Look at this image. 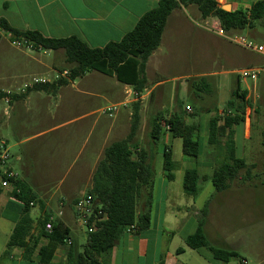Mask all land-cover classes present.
<instances>
[{"label": "rangeland", "instance_id": "rangeland-1", "mask_svg": "<svg viewBox=\"0 0 264 264\" xmlns=\"http://www.w3.org/2000/svg\"><path fill=\"white\" fill-rule=\"evenodd\" d=\"M183 12L184 14L180 15L179 18L175 17L169 21L160 48L148 60L146 70L148 87H152L157 81H160V86L146 98L145 106L141 112L140 125L135 140L144 149L149 148L147 135L150 130L151 119L157 112L169 113L175 109L177 110V102L182 103L185 114L186 104L191 105V111L188 114L194 113L197 116L190 117L186 115V121L199 123L201 127V149L208 147L206 144V114L203 111H198V105L206 103V106L211 107L215 104L217 107L215 114L221 118L224 115L225 104L231 99V92L237 85L238 76L235 71L244 67H258L264 64L262 58L257 54L222 38L217 39L198 29L195 23H200V15L194 6L186 7ZM239 34L254 44L264 43V20L256 22L252 29ZM7 41L0 36V77H12L21 74L20 71H25L21 67L15 66L17 63L16 60L13 62L12 56L7 57V53L16 51V47L11 45L8 39ZM53 65L57 69L68 67L64 61L62 51L57 54ZM205 73L211 74L201 75ZM200 76H207V83L211 90L209 94L201 93V99L196 102L189 98L187 91L189 90L192 96L193 85L198 82ZM31 78L30 76L21 80L18 88L11 87L7 91L10 93L7 95L8 99L10 100L16 93L21 92L24 82ZM79 78L82 84L80 88L89 89L88 86L93 85L94 87L90 90L94 94H98L101 90L100 81H97L98 78L106 79L107 82L112 81V76H106L96 71L87 72ZM239 87L241 91L249 89L253 92L249 95L251 96L248 99L250 106L245 109L244 123L235 127L236 156L244 159L248 165V174L245 170L240 172V176L245 180H237L229 190L215 193L210 176H208L207 180L198 181L199 193L196 196H188L182 190V172L175 170L173 171L174 179L172 181L166 180L163 170L162 147L163 144L173 145V139H167L165 142L160 140L152 146V152H155L153 160L155 183L150 214L152 220L160 213L165 199V205L168 207L169 212L173 211L174 213H177L176 209L178 207L181 209L192 207L193 210L200 213V210L206 205L208 215L210 217L212 215L213 221L219 223L220 229L212 235L214 240H210V244L221 249H234L245 260L246 264H258L261 261L264 262V72L260 73L253 83L239 80ZM57 92H61V95H64L65 98L78 97L79 104L69 108L63 107V103H61L57 109H54V113L49 111L37 117L34 114L25 113L19 104L12 116L16 127L13 129V137L9 134L10 130L1 125L5 122L4 113L9 105L3 99H0V140L3 141L2 139L8 138L10 143L7 145L9 146L17 141L16 138L14 139V135L18 138L27 137L39 130L46 129L52 124L78 117L85 111L100 112V109L109 106L107 102L99 98L77 96L64 86L60 87ZM122 114H125L123 106H119L117 112L111 116L107 113L95 112L93 117L59 131V133L70 134L71 139L67 142L68 146L65 153L54 163L49 161L52 156L47 153V149L37 154L32 152L42 149L38 146L40 141L14 147L12 145L9 153L18 154L22 152L25 159L35 158L36 161L30 170V175L35 178L34 181L39 183L36 182L33 187L38 192L57 191V196H60L61 188L74 175L79 173L81 178L84 173L82 169L89 167L98 142L103 138L104 123L117 116L124 120L125 115L122 116ZM95 117H99L101 121L91 132L85 146L75 158L76 152L88 134L90 124ZM125 130L123 135L116 136L113 134L108 144L122 140L129 132L127 127ZM219 138L223 140V138ZM187 160L192 168L197 165L196 161ZM72 162V166L67 170ZM49 163H51L49 169L53 166L55 169L44 172V168L48 167L47 164ZM85 192L86 185L84 182H80L75 189V194L81 197ZM74 219L67 222L70 228V238L73 240L76 250L81 251L86 243V229L76 223L75 217ZM2 223L0 222V255L6 251L5 244L9 235V232H7L8 227H3ZM166 236L167 240L172 238V247L182 244L179 240L180 236L175 235L172 237L169 233ZM61 249L62 256L56 257L53 264H62L65 258V248ZM163 259L160 258L162 262L165 260ZM231 261L238 263L239 259Z\"/></svg>", "mask_w": 264, "mask_h": 264}, {"label": "trees", "instance_id": "trees-1", "mask_svg": "<svg viewBox=\"0 0 264 264\" xmlns=\"http://www.w3.org/2000/svg\"><path fill=\"white\" fill-rule=\"evenodd\" d=\"M188 6L196 7L202 19L217 18L226 32L240 33L252 29L256 22L264 20V0L254 2L248 10L230 12L221 9L217 0H158L157 7L146 12L119 42H110L103 48H90L74 36L55 39L44 37L35 31L17 30L4 19H0V30L10 33L13 37L25 38L45 50L63 53L68 66V78L34 86L28 89L29 91L55 93L60 87L68 85L69 81L87 72L96 71L113 76L119 83L130 86L139 96L147 84V60L160 45L169 15L176 8ZM210 90L207 76H200L192 88L195 101L201 99V93L209 94ZM246 94V91L240 90L237 79L236 88L231 92V99L226 102L221 118L215 114V104L211 107L206 106V103L198 105L199 112L214 113L207 122L206 144L215 154V166L210 176L215 192L227 191L235 181L245 180L240 176L242 170L248 174L247 163L236 156L234 139L235 127L244 123L245 109L250 106V102L245 100ZM5 96L6 93L0 92V98ZM177 108L169 114L157 112L151 119L147 135L150 149L148 151L140 147L135 140L140 125V104L133 103L127 136L105 146L93 171L91 186L86 193L93 197L104 217L95 223L93 232H86V243L81 251L76 250L72 241L70 244L66 243V240L70 239V230L62 222L54 220L51 232H45L49 214L39 220L40 235L32 240L29 235L31 221L28 213L30 204L38 201L37 196L25 182L18 178L8 179L13 186L12 197L22 203L23 209L6 243L5 253L18 246L24 248L25 259H29L37 240L44 237L48 242L38 249V264H51L57 249L60 248H65L62 264H110L111 251L128 226L135 227V235L150 227L155 183V152H152V146L163 140L167 133L169 139H181V152L185 158L196 162L199 159L201 127L198 122L186 121V115L195 117L197 114H185L181 102H177ZM162 158L165 178L172 181L177 164L172 159L171 145L163 144ZM3 178L7 179L5 176ZM198 181L196 169L186 170L182 180L183 193L196 196L199 193ZM1 193L0 187V195ZM207 213L205 205L200 210L195 232L185 239L186 245L193 250H205L214 262L227 263L231 259H239V264H246L235 250L213 247L209 243L204 232ZM159 264H162L161 260Z\"/></svg>", "mask_w": 264, "mask_h": 264}, {"label": "crops", "instance_id": "crops-1", "mask_svg": "<svg viewBox=\"0 0 264 264\" xmlns=\"http://www.w3.org/2000/svg\"><path fill=\"white\" fill-rule=\"evenodd\" d=\"M256 1L258 0H217V3L221 9L228 6L229 10L226 12H230L241 9L248 10ZM157 4L158 0H0V19H4L12 28L17 30L35 31L44 37L55 39L74 36L90 48H103L110 42H119L126 33L134 28L138 20L144 14L156 8ZM185 8L179 7L171 12L166 21L162 37L169 21L175 17L179 18L180 15L184 14L183 11ZM199 19L200 23H195L198 29L220 39V37L202 28L201 23L204 19L201 17ZM0 36L4 37L7 41V36L1 30ZM15 50L14 53H7V57L12 56L13 62L16 60L17 63L15 66L21 67L25 71H20L22 72L21 74H16L12 77H0V92L5 93L9 91L11 87L18 88L20 86V81L30 76H46L52 80L56 71L67 70L66 68L57 69V67L53 65L57 54L61 53V51H47V53H43L17 48H15ZM157 50L151 54L148 60ZM148 60L145 67V76ZM207 74L211 73L201 75ZM111 79V82H107L106 79L102 80V78L97 79V81H100L99 84L101 85V90L98 94H94L93 91L90 90L94 87L93 85H89V89L85 87V89H81L80 86L82 84L80 78H76L70 81L68 85L64 86V88H67L77 96L99 98L107 102L109 106L120 104V106H123L125 109V114H122V116L125 115V118L122 120L117 116L109 122L104 123L103 138L98 142L96 151L93 153L90 160L89 167L82 169L84 173L81 178L79 173L74 175L68 183L61 188L60 196H57V191L50 192L47 190L38 192L37 189L33 187V185L38 182L34 181L35 178L30 175V170L33 168L34 162L36 161L35 158L25 159L22 152L10 154L11 158L9 164L11 169L17 174L19 180L25 182L31 188L38 199L35 203L30 204L28 213L31 221L29 235L32 236V240L40 235L39 220L42 219L45 214H49L54 220H58L68 227L67 222L75 217L73 209L74 202L79 198V195L75 194V189L79 186L80 182H84L87 192L88 188L91 186V177L95 166L101 159L103 149L108 145L110 137L113 134L116 136L120 134L123 135L124 131H126V127L129 130L133 103L139 102V114L141 116L146 98L160 86V81H157L149 88L148 79L146 77V88L137 96L134 95L135 92L130 86L119 83L113 76ZM187 95L190 99L195 101L193 93L191 96L189 90L187 91ZM5 98L6 96L0 99L8 103L9 107L4 113L6 117L5 122L1 123V125H4V128L10 130L9 134L11 137H13V129L16 128L12 116L15 114L16 107L19 104L21 105V109H24L25 113L34 114L35 117L42 113L46 114L49 111L54 113V109H57L61 103H63V107L69 108L79 104L78 97L65 98L64 95H61V92L58 93L57 91L55 93H47L44 91L27 90L25 93H16L14 97L10 98L9 102H7ZM186 106L190 107L191 105L186 104ZM101 110L102 109H100V112ZM95 112L100 113L99 111H85L78 117L52 124L46 129L39 130L27 137L18 138L14 135V139L16 138L17 141L12 145L14 147L16 145L19 146L34 141H40L38 146L42 147V149L32 152L37 154L47 149V153L52 156L49 161L54 163L65 153L66 147L68 146L67 142L71 139L70 134L59 133V131L93 117ZM186 114L188 113L186 112ZM205 114V124L207 125L210 114ZM100 121L99 117L93 119L90 124L89 132L77 150L75 158L80 154L91 132ZM126 136H124L123 139ZM167 139H169V136L166 133L163 141L165 142ZM2 140L6 145L10 143L8 138ZM0 142L2 141L0 140ZM172 143V159L177 164L176 170L178 172H182L184 175L186 170L196 169L199 182L207 180L208 176L212 175L215 166V154L209 146L201 149L199 161L197 160V165L195 164L196 166L192 168L187 158H185L181 152V139L175 138L172 140ZM12 145H7L8 150ZM147 150L150 151L149 148ZM23 159L25 160L23 161ZM73 162L70 163L67 170L72 166ZM50 164L51 163L47 164L48 167L46 166L44 168V172L55 169L54 166L49 169ZM165 202L166 199L164 200L160 213L151 220L150 227L147 230L141 231L137 235L130 233L123 234L111 251L110 264H159L161 257L165 259H163L164 262L161 261L162 264H239V262H232L231 260L233 259L229 260L227 263L220 261L214 262L210 259L209 254L205 250L190 249L186 245L185 239L188 235L195 232L200 213L193 210L192 207H185L183 209L178 207L176 209L177 213L173 211L169 212ZM22 209V203L12 197V189L2 188V193L0 195V222H3L1 224L3 227H8V239L15 224L21 217ZM208 214L209 213H207L205 219L204 232L210 243V240H214L212 235L220 231V229L219 223L213 221L212 215L210 217ZM68 229L70 230L69 227ZM168 233L172 235V237L175 235L180 236L179 240L182 244L172 247V238L167 240L166 234ZM27 239H29V236ZM70 240L73 242L71 238ZM47 242L48 240L46 238L40 237L29 259H25V250L22 247H13L8 250L7 253L4 251L0 255V264H38V249L46 245ZM229 250L234 249L230 248ZM61 256L62 249L60 248L57 249L53 260ZM258 264H264V262L261 261Z\"/></svg>", "mask_w": 264, "mask_h": 264}, {"label": "built area", "instance_id": "built-area-1", "mask_svg": "<svg viewBox=\"0 0 264 264\" xmlns=\"http://www.w3.org/2000/svg\"><path fill=\"white\" fill-rule=\"evenodd\" d=\"M201 26L206 31L215 34L216 36L232 44H235L245 50L257 54L262 58V61H264V43L254 44L253 42L248 41L244 36H242L239 33L226 32L221 26L219 20L215 17H208L204 19L201 23ZM2 32L7 36V39L9 40L10 44L18 49L43 52V53H47L48 51L39 46H35L32 42L28 41L25 38L13 37L8 32L5 31ZM262 72H264V64L258 67H244L235 71V73L238 76L237 78L238 80L252 82V83L256 81V78ZM68 75H69L68 70L64 69L62 71H56L54 73L52 80H50V78L46 76L32 77L31 79L24 82L23 90L21 92L24 93L26 90L31 89L34 86L52 83L53 81L58 80L60 78L67 79ZM245 91L247 93L245 100H248L251 97L249 95L253 94V92L249 91V89H246ZM5 93H6L5 99L7 102H9L7 95H9L10 93L8 92ZM134 95L137 94L134 93ZM119 106L120 104L110 105L104 107L101 110V112L107 113L109 116H111L117 112ZM185 110L187 113H190L191 108L189 106H186ZM10 158L11 155L9 153L6 143L3 141L0 142V187L11 188L13 190V186L8 181V179H17V174L10 167L9 164ZM3 176H5L7 179H4ZM73 209H74V216L76 218V223H78L79 226L84 227L86 229V232L88 233L93 232L95 228V223L100 221L104 217V215H102V212L99 209V206L95 203L93 197L88 193H85L74 202ZM53 221H54L53 217H49V221L46 223L44 227L45 232L47 233L51 232ZM134 231H135L134 226H128L126 228L125 233L133 234ZM70 242H71L70 239L66 240L67 244H70ZM53 263L54 260L52 261L51 264Z\"/></svg>", "mask_w": 264, "mask_h": 264}, {"label": "water", "instance_id": "water-1", "mask_svg": "<svg viewBox=\"0 0 264 264\" xmlns=\"http://www.w3.org/2000/svg\"><path fill=\"white\" fill-rule=\"evenodd\" d=\"M228 8H229L228 6H225L222 9L225 10V11H227V10H229Z\"/></svg>", "mask_w": 264, "mask_h": 264}]
</instances>
